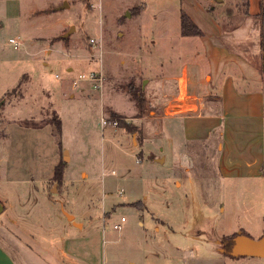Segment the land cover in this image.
<instances>
[{"label":"rangeland","instance_id":"obj_1","mask_svg":"<svg viewBox=\"0 0 264 264\" xmlns=\"http://www.w3.org/2000/svg\"><path fill=\"white\" fill-rule=\"evenodd\" d=\"M246 10L247 0H0V183L35 220L33 234L14 227L19 240L1 241L18 264H264L221 252L238 232L263 235L264 179L220 176L216 147L182 131L186 114L217 105L201 38ZM182 14L202 37L182 35ZM90 72L102 87L73 85Z\"/></svg>","mask_w":264,"mask_h":264},{"label":"crops","instance_id":"obj_2","mask_svg":"<svg viewBox=\"0 0 264 264\" xmlns=\"http://www.w3.org/2000/svg\"><path fill=\"white\" fill-rule=\"evenodd\" d=\"M201 40L206 76L211 78L205 89L217 105L182 117L185 140L209 141L216 147L219 174L224 178L264 179V0H247L239 24L219 37L204 34ZM26 182L41 198L34 178L33 183ZM2 185L0 202L9 227L0 221V264H18L1 241L19 240L14 227L33 234L35 220L27 210L29 201L20 193L15 198Z\"/></svg>","mask_w":264,"mask_h":264},{"label":"water","instance_id":"obj_3","mask_svg":"<svg viewBox=\"0 0 264 264\" xmlns=\"http://www.w3.org/2000/svg\"><path fill=\"white\" fill-rule=\"evenodd\" d=\"M68 2H65L59 9L68 8ZM127 16L128 13H127ZM75 31V27H72L71 30L64 35V39H68L70 35ZM147 81H144L143 86L146 85ZM4 103L0 104V108ZM55 190V189H54ZM4 207L0 202V215L2 214ZM70 221H74V216H68ZM75 226H79L76 222ZM221 252L224 255H227L232 258L240 257H255V258H264V233L259 239H254L243 232H238L233 238H231L225 245Z\"/></svg>","mask_w":264,"mask_h":264},{"label":"built area","instance_id":"obj_4","mask_svg":"<svg viewBox=\"0 0 264 264\" xmlns=\"http://www.w3.org/2000/svg\"><path fill=\"white\" fill-rule=\"evenodd\" d=\"M9 43L14 46L15 50H18L21 46V37L17 36L16 38H10ZM83 81L92 82L95 84L96 87H102V85H103V77L98 75L97 72H90L88 74H79L78 78L75 80L73 85L77 87L78 84L80 82H83ZM189 84H190V77H189L187 71L185 70L182 73V76L179 78L180 96L182 95V93L183 94L188 93L189 86H190ZM192 97H195V95H192L191 93L188 94V98H192ZM175 111H176L175 108L171 109L170 111H168V115L172 116L171 114H173V112L175 114L176 113ZM179 111H180V113L182 112L181 110H179ZM125 221H126V219L124 217H122L121 223H124ZM114 229L121 230V224L114 225Z\"/></svg>","mask_w":264,"mask_h":264},{"label":"trees","instance_id":"obj_5","mask_svg":"<svg viewBox=\"0 0 264 264\" xmlns=\"http://www.w3.org/2000/svg\"><path fill=\"white\" fill-rule=\"evenodd\" d=\"M181 19H182L181 30H182V35L183 36H185V37H189V36L202 37L203 36V32H201V30L199 28H197V26L195 24H193L190 21V19L185 14H182V18ZM136 100H137L138 104H140V101L139 100H142V99L138 97V99H136ZM58 132L61 135L62 128H61V125L60 124H59V127H58ZM62 177H63V171L59 167H57L55 169V176H54V178H55L56 181H59L60 179H62ZM234 236H232L231 238H233Z\"/></svg>","mask_w":264,"mask_h":264},{"label":"bare ground","instance_id":"obj_6","mask_svg":"<svg viewBox=\"0 0 264 264\" xmlns=\"http://www.w3.org/2000/svg\"><path fill=\"white\" fill-rule=\"evenodd\" d=\"M180 106V105H179Z\"/></svg>","mask_w":264,"mask_h":264}]
</instances>
